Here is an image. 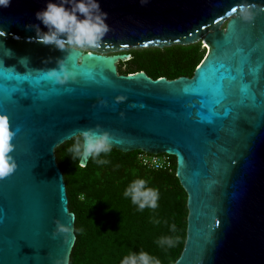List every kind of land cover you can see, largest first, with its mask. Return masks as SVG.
Here are the masks:
<instances>
[{
	"label": "water",
	"instance_id": "obj_1",
	"mask_svg": "<svg viewBox=\"0 0 264 264\" xmlns=\"http://www.w3.org/2000/svg\"><path fill=\"white\" fill-rule=\"evenodd\" d=\"M45 2L0 8V118L17 165L0 178V264L68 263L74 214L54 148L86 129L174 156L187 216L173 264H264V0H100L109 31L84 51L30 39ZM197 41L190 77L117 73L119 51ZM57 59L73 73L63 83L47 75Z\"/></svg>",
	"mask_w": 264,
	"mask_h": 264
},
{
	"label": "trees",
	"instance_id": "obj_2",
	"mask_svg": "<svg viewBox=\"0 0 264 264\" xmlns=\"http://www.w3.org/2000/svg\"><path fill=\"white\" fill-rule=\"evenodd\" d=\"M121 52L128 56L116 63L117 73L144 71L151 78L167 79L190 77L206 54L201 41ZM77 136L54 148L68 209L74 214L75 240L67 264H121L124 257L140 251L156 257L160 264H173L184 244L187 216V195L175 175L174 156L169 171L151 170L138 162L139 150L123 152L111 147L107 154L89 156L82 166L81 156L68 151ZM141 179L145 181L141 191L158 193L155 209L141 210L131 195H125ZM162 237L171 238L172 246H161Z\"/></svg>",
	"mask_w": 264,
	"mask_h": 264
},
{
	"label": "clouds",
	"instance_id": "obj_3",
	"mask_svg": "<svg viewBox=\"0 0 264 264\" xmlns=\"http://www.w3.org/2000/svg\"><path fill=\"white\" fill-rule=\"evenodd\" d=\"M145 3L146 0H140ZM11 0H0V8H7ZM246 10L242 9V13ZM35 19L40 24L26 25L35 32L37 42L51 45L58 50L79 49L86 50L98 46L103 37L109 31L107 23L108 13L102 10L100 0H46L42 9L34 13ZM250 19V16H244ZM43 25L46 31H42ZM57 68L48 71L47 75L57 82L63 83L73 73L66 69L61 59H57ZM14 133L8 129L7 123L0 118V178L11 174L17 167L16 161L10 155L14 146L11 139ZM74 156L99 157L102 153L111 151L110 135L106 131L83 130L68 149ZM97 163H107L106 160H97ZM145 181L137 180L125 191V195L132 197V202L137 203L142 210L145 207L155 209L157 207L158 193L153 189L141 191ZM143 197V199H140ZM175 226H172L174 230ZM54 231H65L57 223ZM158 243L172 246L173 241L169 237H162ZM57 264H66L65 261H57ZM121 264H160L159 259L149 253L140 251L124 257Z\"/></svg>",
	"mask_w": 264,
	"mask_h": 264
},
{
	"label": "built area",
	"instance_id": "obj_4",
	"mask_svg": "<svg viewBox=\"0 0 264 264\" xmlns=\"http://www.w3.org/2000/svg\"><path fill=\"white\" fill-rule=\"evenodd\" d=\"M138 162L145 168L151 170H170L172 167V155L161 153H148L140 151L137 153Z\"/></svg>",
	"mask_w": 264,
	"mask_h": 264
},
{
	"label": "snow or ice",
	"instance_id": "obj_5",
	"mask_svg": "<svg viewBox=\"0 0 264 264\" xmlns=\"http://www.w3.org/2000/svg\"><path fill=\"white\" fill-rule=\"evenodd\" d=\"M233 11H235V9H233ZM0 35H3V33H0ZM201 63H203V62H201ZM197 67L199 68L200 65H197ZM195 84H196V82L194 81V82H193V86H195Z\"/></svg>",
	"mask_w": 264,
	"mask_h": 264
},
{
	"label": "rangeland",
	"instance_id": "obj_6",
	"mask_svg": "<svg viewBox=\"0 0 264 264\" xmlns=\"http://www.w3.org/2000/svg\"><path fill=\"white\" fill-rule=\"evenodd\" d=\"M203 45V44H202ZM205 50L207 51V49L205 48ZM84 51V50H83ZM119 52H121V51H119ZM118 62V61H117ZM117 62H115V64L117 63Z\"/></svg>",
	"mask_w": 264,
	"mask_h": 264
}]
</instances>
